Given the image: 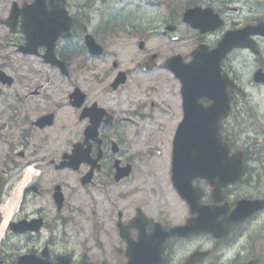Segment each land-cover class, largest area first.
Masks as SVG:
<instances>
[{
  "label": "flooded vegetation",
  "instance_id": "flooded-vegetation-1",
  "mask_svg": "<svg viewBox=\"0 0 264 264\" xmlns=\"http://www.w3.org/2000/svg\"><path fill=\"white\" fill-rule=\"evenodd\" d=\"M3 1L0 222L9 205L17 208L0 241V261L45 253L52 262L70 255L71 264H126L129 248L148 247L154 235L193 217L175 194L174 137L186 115L199 116L212 100L188 102L183 78L164 64L176 54L190 62L197 45L213 49L228 33L245 43L222 61L223 73L237 84L220 127L230 145L232 119L248 111L247 87H264L254 79L264 71V0H188L185 8L179 0L181 10L173 8L164 23L176 25L183 43L166 41L162 50L153 49L145 8L153 0ZM14 4L18 16L10 18ZM192 6L212 8L207 17H218L192 27L184 21ZM122 45L134 50L125 55ZM153 55L156 66L138 67ZM122 71L124 80L117 82ZM257 173L264 175V162ZM246 176L255 174L247 169ZM259 188L256 196L228 195L230 210L240 197L262 200ZM213 203L207 192L202 204ZM254 224L264 229V208L232 224L225 236L170 234L164 264H185L196 251L206 253L195 264L225 263L217 251Z\"/></svg>",
  "mask_w": 264,
  "mask_h": 264
},
{
  "label": "water",
  "instance_id": "water-1",
  "mask_svg": "<svg viewBox=\"0 0 264 264\" xmlns=\"http://www.w3.org/2000/svg\"><path fill=\"white\" fill-rule=\"evenodd\" d=\"M194 10H189L186 13V17L189 19L193 16ZM234 42L230 40L223 41L221 43L220 48L213 50V52L218 51L219 58H217L216 65L220 71L219 60L223 54L226 53L227 49L233 45ZM203 46H199L195 52L194 56L198 55V53L202 50ZM212 52V53H213ZM210 63H207L208 69L206 71L201 70V75L205 74L209 77L211 83L201 85L202 94L209 96L214 99V105L221 106L223 102H226L228 105L229 103V96L227 95L226 98L223 100V93L222 92V85L218 82V78L213 79L211 76V71L209 70V66H213L214 62L212 57L208 55ZM191 63L189 66H192ZM202 66H205L203 64ZM257 80L261 81L260 78H256ZM207 80V81H209ZM195 88H198V85L195 84ZM225 89V85H224ZM219 121H217L218 123ZM200 128V132L197 135L189 136L186 138H182V140H186V143L183 147L179 143H176L174 156H175V170H184L187 172H196L197 175L201 177H207L208 179H213L214 176H219V180L215 183L216 187L214 189V196L216 200H220L222 198V188L227 184L234 183L239 180L243 173L244 168V160L243 154L241 151L233 153L230 155L229 149L223 146L220 141L219 136H214L212 133V126H214V120L205 121L200 120L198 122H194L193 120L190 121L192 126ZM224 147V148H222ZM194 175H191V178ZM175 185L179 189V192L182 197L188 200L191 204L192 210L199 211L201 216H204L206 212V208L204 206H199L200 198L202 197L203 193L200 191L197 197L194 199L193 194L191 191L192 181L185 180L182 178H175ZM219 213V210L218 212ZM243 209L237 208V211L234 212V218H238L242 216ZM188 227V225L186 226ZM201 228V225L196 227ZM146 261H151L145 264H159V261L154 260L152 257L151 259L148 258ZM17 264H46L41 262L40 259L34 258L30 256L22 257L18 260ZM133 264H138L133 262ZM247 264H257V262L251 261Z\"/></svg>",
  "mask_w": 264,
  "mask_h": 264
},
{
  "label": "rangeland",
  "instance_id": "rangeland-1",
  "mask_svg": "<svg viewBox=\"0 0 264 264\" xmlns=\"http://www.w3.org/2000/svg\"><path fill=\"white\" fill-rule=\"evenodd\" d=\"M10 1V0H9ZM4 1L0 0V6L3 5ZM169 11H165L164 7H158L154 6L151 9V17L153 18V27L156 30L157 28L161 26L160 22L162 20V16L168 13ZM160 24V25H159ZM157 26V28H155ZM184 30L185 27L183 26ZM158 31V30H156ZM1 33V30H0ZM166 41H169L168 38L157 35L152 38V46L153 48H159V49H165L164 43ZM187 44V42H185ZM190 44V47L193 46V43ZM183 50L188 48H182ZM120 51H126L124 52L125 55L131 54V51L134 50V46L125 47L123 48V45L119 48ZM247 92L250 95V99L253 103H255V107L261 108L262 112H264V89H257L255 90L252 86L247 87ZM249 108L252 110L254 109V105L250 103L249 100H247ZM245 130L240 132L237 135L233 136V144L235 147L243 148L245 145H252V146H258L259 149L262 151L264 150V117L258 116L256 121L252 122L251 120H248L245 122ZM253 157H259L262 156L263 158L258 163L257 167L259 168L261 163L264 162V153L261 154H253ZM255 161V159H254ZM253 163H257L256 161ZM264 183V182H263ZM235 192H242L246 193L247 191L244 190V188H239ZM181 202V201H180ZM184 204V203H182ZM186 212V209L184 213ZM186 250H181L180 254H184ZM237 252H240L241 256L243 255H251V254H262L264 253V229H259L256 224H254L251 228L247 230L242 235L241 240L238 242L236 246H234L232 249L228 250V255L232 256L235 254L237 255Z\"/></svg>",
  "mask_w": 264,
  "mask_h": 264
}]
</instances>
